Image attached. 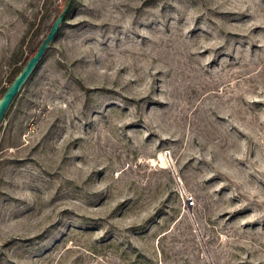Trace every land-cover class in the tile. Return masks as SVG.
<instances>
[{"label":"rangeland","instance_id":"1","mask_svg":"<svg viewBox=\"0 0 264 264\" xmlns=\"http://www.w3.org/2000/svg\"><path fill=\"white\" fill-rule=\"evenodd\" d=\"M66 1L0 0V92ZM0 264H264V0H74L0 123Z\"/></svg>","mask_w":264,"mask_h":264},{"label":"water","instance_id":"2","mask_svg":"<svg viewBox=\"0 0 264 264\" xmlns=\"http://www.w3.org/2000/svg\"><path fill=\"white\" fill-rule=\"evenodd\" d=\"M71 0H67L65 6L61 10V12L56 16L53 20L48 32L40 41L38 47L36 48L35 52L27 59L21 70L14 76L11 83L7 86L6 90L0 97V123L4 118V114L9 107L10 103L12 102L15 95L19 92L20 88L26 81V79L30 76L34 68L36 67L38 61L46 51L47 47L49 46L50 42L53 40L54 36L56 35L60 24L62 23L67 8L70 4Z\"/></svg>","mask_w":264,"mask_h":264},{"label":"trees","instance_id":"3","mask_svg":"<svg viewBox=\"0 0 264 264\" xmlns=\"http://www.w3.org/2000/svg\"><path fill=\"white\" fill-rule=\"evenodd\" d=\"M73 1L74 0H72L71 2H70V4H69V6H68V8H67V12H66V15H65V17H64V19H63V21L62 22H64V20L66 19V16L68 15V13H69V11L71 10V8H72V6H73ZM51 26V25H50ZM50 28V27H49ZM49 30V29H48ZM48 32V31H47ZM39 45V44H38ZM38 45H37V47H38ZM37 47H35L31 52H30V54L21 62V64L20 65H16V67L12 70V75H11V77L9 78V84L11 83V81L13 80V78H14V76L21 70V68L23 67V65L25 64V62L27 61V59L35 52V50H36V48ZM18 62V61H17ZM8 84V85H9ZM6 88H7V86L6 87H4L2 90H1V92H0V97H1V95L3 94V92L6 90ZM17 96V94L15 95V97ZM14 97V98H15Z\"/></svg>","mask_w":264,"mask_h":264},{"label":"bare ground","instance_id":"4","mask_svg":"<svg viewBox=\"0 0 264 264\" xmlns=\"http://www.w3.org/2000/svg\"><path fill=\"white\" fill-rule=\"evenodd\" d=\"M158 157H159L158 160H160V165L161 166H165L164 161H163V158H162V155L160 154V155H158Z\"/></svg>","mask_w":264,"mask_h":264},{"label":"built area","instance_id":"5","mask_svg":"<svg viewBox=\"0 0 264 264\" xmlns=\"http://www.w3.org/2000/svg\"><path fill=\"white\" fill-rule=\"evenodd\" d=\"M190 199V198H189Z\"/></svg>","mask_w":264,"mask_h":264}]
</instances>
